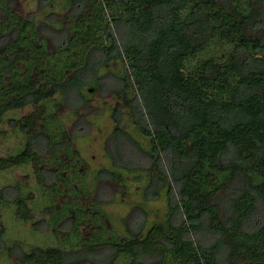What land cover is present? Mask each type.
<instances>
[{
  "label": "trees",
  "instance_id": "obj_1",
  "mask_svg": "<svg viewBox=\"0 0 264 264\" xmlns=\"http://www.w3.org/2000/svg\"><path fill=\"white\" fill-rule=\"evenodd\" d=\"M37 2L39 21L0 0V132L24 137L0 173L30 163L48 197L35 217L25 184H3L0 211L62 244L25 249L0 225V252L16 264H264V0ZM97 88L117 98L114 163L145 171L143 198L166 195L165 217L147 222L139 206L126 235L82 184L75 130L48 105L60 96L83 120ZM26 106L41 109L9 116ZM95 175L124 186L116 169Z\"/></svg>",
  "mask_w": 264,
  "mask_h": 264
},
{
  "label": "rangeland",
  "instance_id": "obj_2",
  "mask_svg": "<svg viewBox=\"0 0 264 264\" xmlns=\"http://www.w3.org/2000/svg\"><path fill=\"white\" fill-rule=\"evenodd\" d=\"M16 6L22 15L33 14L38 21L43 18V12L38 7L37 0H16ZM213 48L215 50V47ZM118 66L112 65L109 69L117 71ZM112 91V88L106 92L102 88H97L93 92L86 91L89 98L87 107L86 105L80 107L81 111L86 112L85 115H87L83 120L78 119L69 106L60 101V96H56V100L51 101L48 105L53 103L49 110L52 109L57 113V118L64 123L66 130H75L73 146L79 152L85 169V173L82 175V184L89 190L94 188L97 192L102 191L100 196L103 202L100 206L104 211L108 226L114 232L126 235L131 228V219L137 214L136 211L139 206L146 213L147 222L163 219L168 210L164 189L157 197L143 198L142 187L147 180L144 170H129L114 163V153L110 144L114 126L111 110L117 98L114 97ZM37 110L38 108L26 106L10 112L9 116L18 118L31 112L37 116ZM122 124L143 147L147 146V137L136 130L126 114ZM2 128L3 131L0 132V157L15 153L23 146L24 142L22 132L13 130L7 123ZM101 167L118 170L123 177L124 186H121L120 182L108 178H97L95 174ZM15 181L25 184V191H28L31 196L30 202L36 209L34 216L38 217L39 208L46 203L48 195L38 184L34 167L30 163L20 164L0 173V186ZM0 225L5 230L4 239L7 243H19L25 249L32 246L47 247L62 244L57 235L50 232L49 229L35 230L30 223L18 220L10 207L0 211ZM88 231L89 229L86 228L85 232ZM16 260L14 255L0 252V264H16Z\"/></svg>",
  "mask_w": 264,
  "mask_h": 264
}]
</instances>
